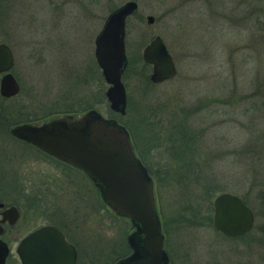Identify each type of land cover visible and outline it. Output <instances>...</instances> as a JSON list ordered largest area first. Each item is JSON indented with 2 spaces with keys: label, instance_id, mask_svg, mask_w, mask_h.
<instances>
[{
  "label": "rangeland",
  "instance_id": "374dc122",
  "mask_svg": "<svg viewBox=\"0 0 264 264\" xmlns=\"http://www.w3.org/2000/svg\"><path fill=\"white\" fill-rule=\"evenodd\" d=\"M126 1L4 0L0 42L13 52L11 72L21 86L4 105L0 101L1 107H16L0 121L4 183L15 175V182L24 184L30 174L35 181L41 170H58L36 149L9 136L13 117L14 122L37 123L60 115L50 112L64 111L66 106L90 105L104 117L126 124L136 135L139 150L146 148L143 158L155 180L172 264H264V234L257 229L264 226L257 198L264 191V112L257 110L261 97L255 96L253 85L259 52L251 48L257 46V33L253 19L243 25L249 30L232 26L231 20L235 14L249 18L247 10L251 13L258 6L249 0H134L138 8L127 18L125 29L127 106L120 118L105 97L108 85L94 58V38L107 14ZM147 15L154 17L151 25ZM156 35L172 55L177 73L155 84L145 79L149 80L151 66L141 53ZM184 121L196 131L197 141L188 165L174 160L167 149L175 126ZM72 174L68 192L78 191V198L69 193L61 206L76 209L78 218L90 213L83 226L92 233L87 234L89 247L84 237L78 239L79 262L115 264V258L127 252L131 229L104 205L87 178ZM221 192L238 195L259 210L261 217L255 215L253 231L244 240L222 237L207 219Z\"/></svg>",
  "mask_w": 264,
  "mask_h": 264
},
{
  "label": "water",
  "instance_id": "95a60500",
  "mask_svg": "<svg viewBox=\"0 0 264 264\" xmlns=\"http://www.w3.org/2000/svg\"><path fill=\"white\" fill-rule=\"evenodd\" d=\"M138 8L129 0L107 14L94 38V58L108 85L105 97L112 112L126 113L127 94L122 81L127 66L126 20ZM152 15L146 16L151 25ZM144 63L151 66L149 80L161 83L172 79L176 66L161 36L156 35L142 50ZM10 46L0 42V96L19 94L21 86L12 74ZM9 133L39 150L82 171L97 189L100 199L117 217L127 220L126 236L130 253L115 264H171L157 206L154 179L136 154L129 131L115 118L96 109L79 115L61 114L40 122L13 125ZM212 227L225 237L250 232L255 223L253 210L238 196L221 192L212 201ZM50 251V264H73L76 251L53 226L42 227L23 239L19 253L23 264H33L28 254ZM27 252V253H26ZM4 260V257H3Z\"/></svg>",
  "mask_w": 264,
  "mask_h": 264
},
{
  "label": "flooded vegetation",
  "instance_id": "af4514ba",
  "mask_svg": "<svg viewBox=\"0 0 264 264\" xmlns=\"http://www.w3.org/2000/svg\"><path fill=\"white\" fill-rule=\"evenodd\" d=\"M1 76L2 74H0V78ZM9 136L24 145L36 149L41 157L54 162L58 170H41L40 178L36 177L34 181L30 174L27 182L19 184V182H15L18 179L15 175L11 177L10 182L4 183L5 179L1 176L2 167H0V264H23L19 253L21 242L36 230L47 226L55 227L63 234L65 240L74 246L76 258L73 264H81L79 262L78 239L84 237L87 243L84 244L89 247L87 234L92 233L89 230L87 231L84 226H87V217L90 213L83 214L78 218V211L74 208L71 211L64 209L61 206V200L69 193L75 194V197L78 198V191L70 189V192H68V188L73 186V172H77L87 179L88 177L77 168L39 150L32 144L15 138L10 133ZM136 154L138 155L137 152ZM27 155L30 156V153L28 152ZM2 160L4 161V159ZM52 168L54 169L55 166L53 165ZM41 251L43 253L37 256L33 249L30 250V255L28 254V256L32 263L50 264V251L46 252L45 245Z\"/></svg>",
  "mask_w": 264,
  "mask_h": 264
},
{
  "label": "trees",
  "instance_id": "16d2710c",
  "mask_svg": "<svg viewBox=\"0 0 264 264\" xmlns=\"http://www.w3.org/2000/svg\"><path fill=\"white\" fill-rule=\"evenodd\" d=\"M250 2H255L256 6H258L257 9L255 10H252L251 13L248 11L249 13V18H244L242 16H238L235 14V15H232V18L231 20L233 21V25L232 26H236V27H242L245 23V21L249 20V19H253L255 21L254 24H252V26L255 27V29H253V31L255 33H257L256 38H257V46L254 47L252 46L251 48L255 50H257L259 52V55L257 56L258 57V60L260 61L258 65V67L256 68V72H255V78H254V81H253V85L255 86L256 88V92H255V96H258V97H261V99L259 100L258 102V111L259 110H263L264 112V60H261V54L264 52V0H249ZM4 2V0H0V9H1V6H2V3ZM247 5H251L249 2H247ZM246 11V12H247ZM0 15H1V10H0ZM247 15V14H246ZM248 16V15H247ZM253 22V21H252ZM244 28L247 29L246 26H243ZM242 27V28H243ZM250 29V26H248V29ZM263 51V52H262ZM231 50H228V55L231 56ZM126 77V73L124 75V78ZM145 79H147L146 81L148 83H151L149 80H148V77H145ZM8 100H11V98H8V99H3L1 96H0V101H1V104L4 105V102L5 101H8ZM2 105V107L0 106L1 110H0V121L3 119L2 117H8L9 114L15 112V108L13 107L12 109H8L6 107H4ZM80 107H83L80 105ZM18 108H22V107H18ZM66 109H63L64 111H61V112H50V115H54L55 113H58V114H80L84 111H86L87 109H91L92 106L90 105H86L85 107H83L82 109H73V106H66L65 107ZM6 113H8V115H6ZM22 113V111L20 112V114ZM120 118H122L123 116L117 114ZM49 116V115H48ZM46 116V117H48ZM9 118V117H8ZM45 117L41 118L44 120ZM39 119V120H41ZM13 122H11L8 127L16 124L17 122H20V121H24V122H34L36 120H18L16 122H14V117L12 119ZM121 124H123L129 131L130 135H131V138H132V141H133V145L136 149V152L138 153V156L139 158L141 159L142 163L147 167L148 169V172L150 173V175L152 176V171L150 169V166L148 165V163L146 162L145 158H143L145 152H146V148L145 150L140 151L139 148H138V145L139 143H137L135 137L136 135H134L130 128L124 124L123 122H121L120 120H118ZM8 127H7V133L9 134L8 132ZM196 131L194 130L193 127H191L187 121H184V122H181V123H178L177 126H175V129H174V132H173V135H171L170 138H168V142H170V146L169 148L167 149H171L172 150V154H173V157H174V160L176 161H179L181 163H183L184 165H188L190 160L192 159L193 157V152H194V146L196 144V147H197V141L195 139V136H196ZM143 154V155H142ZM153 177V176H152ZM154 179V177H153ZM154 184H155V180H154ZM98 193V191H97ZM155 193H156V185H155ZM210 194L213 196V193L210 192ZM99 195V194H98ZM100 197V196H99ZM257 198L258 200H260V203H259V208H261L262 210H264V191H260V193L257 194ZM156 199H157V193H156ZM244 199V198H242ZM102 201V200H101ZM245 203L247 204V201L244 199ZM249 204V203H248ZM247 204V205H248ZM249 206V205H248ZM249 207H252L255 211V215L256 217H261L260 214H259V210L256 211V209L254 208V206H249ZM212 211V206L211 204L209 205V213ZM159 213H160V210H159ZM212 216V215H211ZM208 217V221H212V217ZM117 217V216H116ZM161 217V216H160ZM127 221V220H126ZM175 221L177 220H173L172 222L174 223ZM127 224L129 226V229H131V225L130 223L127 221ZM257 229L258 231L262 232V234H264V226L263 227H260L259 225L257 226ZM131 231V230H130ZM253 231V229L244 234V235H241V236H238V237H233V238H230V239H237V240H244L246 237L250 236L251 232ZM217 232V231H216ZM219 235H221L222 237H225L224 235H222L221 233L217 232ZM225 238H228V237H225ZM166 246V245H165ZM126 247V251L124 254L120 255L118 258H115V261L126 256L129 252H130V249L127 245H125ZM170 258V257H169ZM117 262V261H116ZM170 262L172 264L173 262V259L170 258Z\"/></svg>",
  "mask_w": 264,
  "mask_h": 264
}]
</instances>
